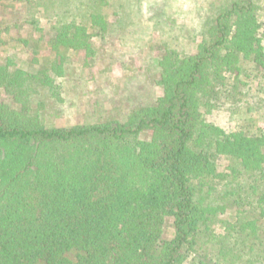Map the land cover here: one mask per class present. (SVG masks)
<instances>
[{
	"label": "trees",
	"instance_id": "obj_1",
	"mask_svg": "<svg viewBox=\"0 0 264 264\" xmlns=\"http://www.w3.org/2000/svg\"><path fill=\"white\" fill-rule=\"evenodd\" d=\"M174 1L0 0V264H264V0H183L202 29L166 41ZM146 6L163 52L141 88L160 93L55 124L74 56L130 38Z\"/></svg>",
	"mask_w": 264,
	"mask_h": 264
},
{
	"label": "rangeland",
	"instance_id": "obj_2",
	"mask_svg": "<svg viewBox=\"0 0 264 264\" xmlns=\"http://www.w3.org/2000/svg\"><path fill=\"white\" fill-rule=\"evenodd\" d=\"M200 4L203 6L204 2H200ZM171 5L173 7H171V11L176 10V14L171 18H166L169 24L165 26V31L162 35L166 41L171 37H180L179 35L182 32L183 34L187 33L186 35H192V33H197L202 29L203 19L198 18L197 22L193 21L196 15L190 13L193 7L190 2L183 0L174 1ZM159 13V10L151 11L146 6L141 14L143 26H134V33L130 38L110 42L108 45L104 44L105 46L103 47L106 52L98 53L99 58L95 61L93 59L84 61L83 52L74 56L73 60L80 80L77 81L76 86L72 85V87H75L74 91H68L67 109L61 116L54 119L55 124L70 125L84 121L88 118L87 109L92 107L96 99H100L103 103L105 102L107 107H110L109 100H122L127 95L128 89L138 93L140 95L138 99L140 101L143 100V102H149L160 93V88L156 85L150 84L145 89L141 88L146 83L147 72L146 69L142 68V65L155 66L158 55L163 52L156 31V27H161V25L157 22L158 19L150 20L151 17L157 15L160 17ZM261 31L264 35V26ZM46 41L47 38H45L43 43L44 46L47 44ZM148 43L149 45H147ZM186 43L187 40L182 39L180 46ZM136 44L140 46L135 47ZM116 88L121 91L116 92ZM132 103H134V100ZM238 115L237 111L216 109L207 116V119L209 122L222 126L227 130H235L241 123ZM257 125L262 124L259 122ZM229 163L230 161L225 158L219 160L221 169L225 168ZM221 218L224 219L226 216ZM217 228L220 231L221 225L218 224Z\"/></svg>",
	"mask_w": 264,
	"mask_h": 264
}]
</instances>
